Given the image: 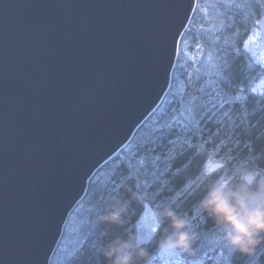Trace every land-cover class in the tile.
Listing matches in <instances>:
<instances>
[{"label":"water","instance_id":"obj_1","mask_svg":"<svg viewBox=\"0 0 264 264\" xmlns=\"http://www.w3.org/2000/svg\"><path fill=\"white\" fill-rule=\"evenodd\" d=\"M194 0H0V264H51L70 216L172 86ZM170 65V67H168Z\"/></svg>","mask_w":264,"mask_h":264},{"label":"trees","instance_id":"obj_2","mask_svg":"<svg viewBox=\"0 0 264 264\" xmlns=\"http://www.w3.org/2000/svg\"><path fill=\"white\" fill-rule=\"evenodd\" d=\"M230 3L221 20L223 26L212 37L200 30L198 39H193L210 48L215 58L212 68L184 79L185 91L179 97L170 95L171 86L129 145L91 180L78 206L77 217L84 220L81 233L64 264H84L81 245L96 257L93 264H111L104 252L117 237L128 240L129 236L133 237L130 264H146L160 242L173 233L166 209L186 219L187 227L182 230L193 236L189 249H197L199 243L202 247L224 234L200 206L207 186L222 179L235 189L242 183L237 169L245 167L260 170L257 182L264 178V95L250 90L256 72L244 53L250 30L264 16V0ZM195 18L194 14L193 23ZM224 99L229 104L220 107ZM209 151L221 158L223 166L219 172L204 175L201 166ZM257 182L249 186L251 190H256ZM148 206L159 226L149 243H139L137 226ZM120 208L124 209L122 223L99 219ZM262 252L264 242L251 256L233 249L231 264H264Z\"/></svg>","mask_w":264,"mask_h":264},{"label":"rangeland","instance_id":"obj_3","mask_svg":"<svg viewBox=\"0 0 264 264\" xmlns=\"http://www.w3.org/2000/svg\"><path fill=\"white\" fill-rule=\"evenodd\" d=\"M230 2L231 0H199V8L194 13L196 20L194 23L191 21L192 23L189 25L188 33L190 35H186L187 38L183 35L180 42L176 64L178 70L174 74V78L172 77L173 85L170 92L173 97H179L185 91L184 79L191 78L196 71L202 72L206 68H212L215 58L210 48L204 43H197L198 41L196 42L193 39H198L200 30H202V33H204V30L212 37V34L223 26L221 20L224 19L223 16L226 9L231 5ZM259 21L260 23H255L249 32L246 41L247 48H244V53L250 69H255L253 71L256 72L250 90L254 94L264 95V16ZM249 37H253V39H249ZM78 212L79 207L72 213L65 227L63 237L55 251L51 264H64L66 256L72 251L73 246H76L84 222L82 217H77ZM158 226L159 220L155 212L149 206L146 207L138 222L137 242L149 243L153 239ZM198 245L197 249L194 250H162L159 246L146 264H231L230 257L233 248L226 245L223 236L210 239L202 247L201 243ZM208 256L212 259L209 260Z\"/></svg>","mask_w":264,"mask_h":264},{"label":"clouds","instance_id":"obj_4","mask_svg":"<svg viewBox=\"0 0 264 264\" xmlns=\"http://www.w3.org/2000/svg\"><path fill=\"white\" fill-rule=\"evenodd\" d=\"M194 6L199 8V0H194ZM256 23L259 24L260 21L257 20ZM222 166L221 158L214 151H209L201 166V172L211 175L219 172ZM237 170L240 172L241 184L235 189H230L222 179L213 181L207 186L200 206L214 218L217 226L223 229V239L228 247L251 256L256 247L264 242V178L256 181L260 170L246 167ZM253 182H257L254 191L249 187ZM123 211V208L114 209L99 219L119 224L122 223L120 217ZM165 215L171 221L173 233L160 242V248L189 250L193 236L182 230L187 227L186 219L177 216L170 209L165 210ZM132 239V236H129L128 240L117 237L104 252L105 258L109 259L111 264H130L131 253L128 250L131 247L129 241ZM139 255L143 256V251Z\"/></svg>","mask_w":264,"mask_h":264},{"label":"snow or ice","instance_id":"obj_5","mask_svg":"<svg viewBox=\"0 0 264 264\" xmlns=\"http://www.w3.org/2000/svg\"><path fill=\"white\" fill-rule=\"evenodd\" d=\"M187 19H188L187 16H185L183 19H180L179 17H177L172 28L167 33V35L164 37L161 43V46H160L159 58H160L161 63H163L165 60L167 61L169 60L173 50L178 51L177 44L179 43L180 38L183 36V32L181 30L185 27L184 21H186ZM249 39H253V37H249ZM245 48H247L246 43H245ZM168 67H170V65H168ZM253 91H255V89H253ZM235 99H240V97L239 96L235 97ZM228 104H229V100L224 99L219 104V106L225 107V105H228ZM169 127H171V125H169ZM79 251L83 253L84 264H93V261L96 260L95 256H93L90 253L85 252L83 245H81V248ZM262 255H264V252H262ZM233 256H236V255H233ZM208 259L211 260L212 258L208 256Z\"/></svg>","mask_w":264,"mask_h":264},{"label":"bare ground","instance_id":"obj_6","mask_svg":"<svg viewBox=\"0 0 264 264\" xmlns=\"http://www.w3.org/2000/svg\"><path fill=\"white\" fill-rule=\"evenodd\" d=\"M167 96V95H166Z\"/></svg>","mask_w":264,"mask_h":264}]
</instances>
